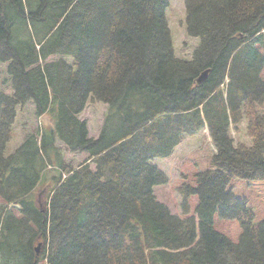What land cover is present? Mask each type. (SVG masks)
<instances>
[{
	"label": "trees",
	"instance_id": "trees-1",
	"mask_svg": "<svg viewBox=\"0 0 264 264\" xmlns=\"http://www.w3.org/2000/svg\"><path fill=\"white\" fill-rule=\"evenodd\" d=\"M185 4L192 61L174 54L169 0H0L13 89L0 92V264H264V220L230 189L264 181V0ZM89 100L108 107L97 139L79 118ZM29 103L51 125L6 154ZM242 117L251 147L230 136ZM205 127L213 168L179 188L185 215L198 197L181 219L155 196L168 178L153 162ZM59 143L87 160L67 166ZM215 216L240 224L238 242Z\"/></svg>",
	"mask_w": 264,
	"mask_h": 264
},
{
	"label": "rangeland",
	"instance_id": "rangeland-1",
	"mask_svg": "<svg viewBox=\"0 0 264 264\" xmlns=\"http://www.w3.org/2000/svg\"><path fill=\"white\" fill-rule=\"evenodd\" d=\"M186 0H169V7L166 11V20L169 26L173 50L176 58L184 61H192L194 51L199 46V39L190 36L187 32L186 24ZM65 59L70 65L74 64V59L70 57H53V60ZM9 63H0V92L12 96L11 76L8 73ZM264 79V78H263ZM108 107L95 100H89L85 110L79 115L82 121L87 123L90 138L97 139L104 124ZM263 114L264 111L261 110ZM243 118V117H242ZM51 125L48 117H38L32 103L22 108H18V116L13 127L12 139L8 143L6 154L13 153L30 135H38L42 127ZM238 129L232 126L230 136L235 145L244 144L247 147L253 146V139L248 135V122L243 118ZM210 130L205 127L193 137L185 136L176 147L173 155L168 159H156V165L168 178L166 185L158 186L154 189L157 200L166 205L170 212L181 218L196 217V206L198 197L191 198V215L183 214L182 198L178 192L183 185H195L196 175L200 172L213 168L212 160L215 155V147L212 144ZM63 150L64 159L67 166L78 168L88 158V153H72L67 147L59 143ZM95 170V166L92 165ZM43 185L41 190H46ZM232 193L239 199L246 201L255 213V223L264 220V181L245 182L233 179L230 185ZM0 203H4L0 197ZM13 209V208H10ZM14 212L21 216L17 209ZM215 229L227 236L234 243L239 241L242 229L237 221H227L218 219L215 216ZM39 242L34 247H38ZM40 252V250H39ZM40 254V253H39ZM41 257V255H40ZM39 257V259H40ZM39 264H47L46 260H41Z\"/></svg>",
	"mask_w": 264,
	"mask_h": 264
},
{
	"label": "water",
	"instance_id": "water-1",
	"mask_svg": "<svg viewBox=\"0 0 264 264\" xmlns=\"http://www.w3.org/2000/svg\"><path fill=\"white\" fill-rule=\"evenodd\" d=\"M210 73H211V70L210 69H208L205 72H203L200 75L199 79H198V84H200V85L203 84L205 82V80L208 79ZM40 247H41V244H39L38 247L36 248L37 254H39Z\"/></svg>",
	"mask_w": 264,
	"mask_h": 264
},
{
	"label": "bare ground",
	"instance_id": "bare-ground-1",
	"mask_svg": "<svg viewBox=\"0 0 264 264\" xmlns=\"http://www.w3.org/2000/svg\"><path fill=\"white\" fill-rule=\"evenodd\" d=\"M227 81V80H226ZM198 82V81H197ZM229 81H227V83H228ZM223 89L225 90V88L223 87ZM90 137V136H89ZM66 176H64V178H65Z\"/></svg>",
	"mask_w": 264,
	"mask_h": 264
}]
</instances>
